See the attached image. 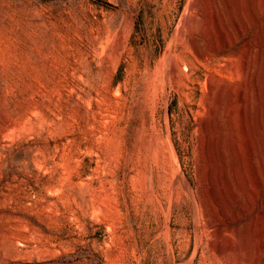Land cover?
Returning a JSON list of instances; mask_svg holds the SVG:
<instances>
[{"label":"rangeland","instance_id":"obj_1","mask_svg":"<svg viewBox=\"0 0 264 264\" xmlns=\"http://www.w3.org/2000/svg\"><path fill=\"white\" fill-rule=\"evenodd\" d=\"M253 2L0 0V264H264Z\"/></svg>","mask_w":264,"mask_h":264},{"label":"bare ground","instance_id":"obj_2","mask_svg":"<svg viewBox=\"0 0 264 264\" xmlns=\"http://www.w3.org/2000/svg\"><path fill=\"white\" fill-rule=\"evenodd\" d=\"M205 1V0H204ZM215 1L214 4H216V6L218 7V9L212 13L213 15V18H220L222 17L224 14L225 11L229 10L230 8V3H231V0H213ZM243 0H241L242 2ZM213 4V5H214ZM235 4V3H234ZM242 4V3H241ZM251 13H252V17H256V14L254 12V9H253V5H254V2L253 0H251ZM215 6V5H214ZM236 8V7H234ZM239 10H241L240 8H238ZM208 10V9H207ZM205 12V11H204ZM240 13V11H239ZM244 13V12H243ZM197 17V16H196ZM225 17V15H224ZM189 20V19H188ZM249 20V19H248ZM207 21V20H206ZM216 21V20H214ZM226 21V20H225ZM246 21V20H245ZM217 22V21H216ZM220 22V21H219ZM215 23V22H214ZM189 24V23H188ZM221 24V23H220ZM250 24V23H249ZM209 25V23H208ZM212 26V25H211ZM208 29V28H207ZM205 30V29H204ZM261 32H263V35L261 36L260 38V44H261V48L259 50H256L254 49L253 47L251 48L249 46V48L247 49L246 51V59L245 61L243 62V65H242V69H243V72H245V74L247 75L248 77V80L253 83H258V87H257V93H255V87H253V90L250 91V94L247 95L248 98L246 97L245 93H244V90L243 89H238L236 91V94L234 95V97L231 95V91H228L227 92V108H225V118L227 120V123H231V120H232V117L234 115V111H232V108L230 107V104L233 100H236L237 101V105L236 107L239 109V116L241 117V121L242 119H244V112H245V104H249L251 105L253 103V98H256V97H253V96H257L258 95V108H259V111H258V114L260 115V118L262 119V123L264 125V25L261 27ZM232 32V31H231ZM209 38V37H208ZM203 42V41H202ZM231 42V41H230ZM210 43V42H209ZM212 44V43H211ZM247 47V46H246ZM203 54V53H202ZM170 65V64H169ZM169 67V66H168ZM174 66H172V69H173ZM171 69V70H172ZM170 71V70H169ZM173 73V72H172ZM249 91V90H247ZM255 91V92H254ZM247 94V93H246ZM212 111V110H211ZM254 118V117H253ZM215 118H214V111L211 113V116H210V119H209V123L206 124V130H208L209 128V125L212 123H214L215 121ZM207 121V120H206ZM205 122V121H204ZM218 123V122H217ZM230 124V126H231ZM242 124H243V121H242ZM244 125V124H243ZM257 127V126H256ZM214 128V127H213ZM232 128V126H231ZM212 129V128H211ZM233 130V128H232ZM212 131V130H211ZM234 131V130H233ZM233 133V132H232ZM212 135V134H211ZM209 136V135H208ZM213 136V135H212ZM211 136V137H212ZM217 136V135H216ZM210 137V136H209ZM214 137V136H213ZM217 137H220V136H217ZM213 139V138H212ZM232 139V138H231ZM234 139V137H233ZM233 141V140H232ZM217 142H220L218 141L217 139ZM216 142V143H217ZM208 143V142H207ZM234 146V145H233ZM208 147V146H207ZM209 148V147H208ZM210 151V150H209ZM208 152V151H207ZM260 168V167H259ZM261 172V170H260ZM263 179V178H262ZM226 228V227H225ZM227 237V236H226ZM252 244V243H251ZM223 247V246H222Z\"/></svg>","mask_w":264,"mask_h":264}]
</instances>
